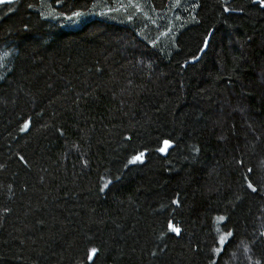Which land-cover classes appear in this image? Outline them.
Wrapping results in <instances>:
<instances>
[{"label": "trees", "instance_id": "trees-1", "mask_svg": "<svg viewBox=\"0 0 264 264\" xmlns=\"http://www.w3.org/2000/svg\"><path fill=\"white\" fill-rule=\"evenodd\" d=\"M131 2L0 4V264H264V9Z\"/></svg>", "mask_w": 264, "mask_h": 264}, {"label": "snow or ice", "instance_id": "snow-or-ice-1", "mask_svg": "<svg viewBox=\"0 0 264 264\" xmlns=\"http://www.w3.org/2000/svg\"><path fill=\"white\" fill-rule=\"evenodd\" d=\"M5 2H7L9 5H11V4L13 3V0H0V4H4ZM251 3L255 4L257 7L261 8V9H264V0H251ZM178 4H179V0H177V5H178ZM129 6H130V7H134V8H136L137 11L140 10L139 5H138V4H133V3L131 2V0H129ZM224 11H225V12H228V11H229L228 7H225V8H224ZM74 15H75V16H80L81 13H80V12H76V13H74ZM209 39H210V37H206V38L204 39V41H203V45H204V47L198 49L199 51L204 52V51L206 50V48L208 47V44H209ZM4 55H7V53H5ZM194 59H197V58L194 57ZM28 127H29V125H28V123L26 122V123L24 124V127H23L21 130L24 131V130L27 129ZM168 143H169L168 141H164V144H165V145H168ZM159 150H160V151H163L164 149H159ZM143 156H144V153H143V152H140V153H138L137 155H134V156L132 157V159L129 161V163H134V162H136V161H141V162H142V158H143ZM249 172H251V169H249ZM244 179H245V181H248V183H247V187H248V189H250L252 192H256V191H257V188L253 185V183L249 180V178H248L247 176H245ZM104 187H107V184H106ZM101 190H103V189H101ZM173 203H177V202H176V201H173ZM220 219L222 220L223 217H220ZM168 229H169L171 232L176 233V234H179V232H180V229H179L178 227L173 226V224L171 223V221L168 222ZM261 234L264 235V233H261ZM231 235H232L231 232H228V233H226V234L221 235V236L219 237V241H218L219 244H220L221 246H223V245L226 243L228 237H230ZM221 250H222L221 248H215L213 251H214L215 253H219ZM97 252H98V249H96V248H91L90 251H89V259H92V258L95 256V254H96Z\"/></svg>", "mask_w": 264, "mask_h": 264}, {"label": "water", "instance_id": "water-1", "mask_svg": "<svg viewBox=\"0 0 264 264\" xmlns=\"http://www.w3.org/2000/svg\"><path fill=\"white\" fill-rule=\"evenodd\" d=\"M5 3H7V2H5ZM172 147H171V144L170 143H168V145H164V153L166 154V153H168V151L171 149Z\"/></svg>", "mask_w": 264, "mask_h": 264}, {"label": "rangeland", "instance_id": "rangeland-1", "mask_svg": "<svg viewBox=\"0 0 264 264\" xmlns=\"http://www.w3.org/2000/svg\"><path fill=\"white\" fill-rule=\"evenodd\" d=\"M4 55V54H3Z\"/></svg>", "mask_w": 264, "mask_h": 264}]
</instances>
